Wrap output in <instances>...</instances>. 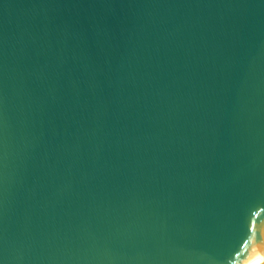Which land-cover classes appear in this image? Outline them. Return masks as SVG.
Listing matches in <instances>:
<instances>
[{
  "label": "water",
  "instance_id": "water-1",
  "mask_svg": "<svg viewBox=\"0 0 264 264\" xmlns=\"http://www.w3.org/2000/svg\"><path fill=\"white\" fill-rule=\"evenodd\" d=\"M261 246L264 0H0V264Z\"/></svg>",
  "mask_w": 264,
  "mask_h": 264
},
{
  "label": "bare ground",
  "instance_id": "bare-ground-1",
  "mask_svg": "<svg viewBox=\"0 0 264 264\" xmlns=\"http://www.w3.org/2000/svg\"><path fill=\"white\" fill-rule=\"evenodd\" d=\"M240 264H264V247L253 249Z\"/></svg>",
  "mask_w": 264,
  "mask_h": 264
}]
</instances>
